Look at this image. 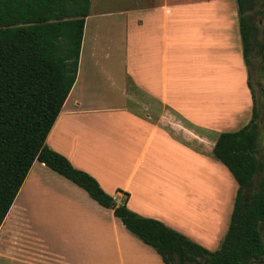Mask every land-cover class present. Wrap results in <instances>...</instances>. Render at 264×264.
I'll use <instances>...</instances> for the list:
<instances>
[{"label": "crops", "instance_id": "1", "mask_svg": "<svg viewBox=\"0 0 264 264\" xmlns=\"http://www.w3.org/2000/svg\"><path fill=\"white\" fill-rule=\"evenodd\" d=\"M91 0L75 83L45 144L138 216L209 251L237 184L212 155L252 117L234 0ZM96 10L92 12V5ZM0 264H164L35 161L0 224Z\"/></svg>", "mask_w": 264, "mask_h": 264}, {"label": "trees", "instance_id": "2", "mask_svg": "<svg viewBox=\"0 0 264 264\" xmlns=\"http://www.w3.org/2000/svg\"><path fill=\"white\" fill-rule=\"evenodd\" d=\"M234 1L245 64L256 46L264 64V43L258 42L252 20L256 14L264 16V0ZM90 4L91 0H0V224L37 161L112 210L127 232L151 247L164 264H253L263 259L264 175L255 188L262 166L256 158L259 114L252 90L250 122L220 134L212 149L237 184L228 228L215 251L131 212L127 194L116 204L93 177L45 144L76 80Z\"/></svg>", "mask_w": 264, "mask_h": 264}, {"label": "rangeland", "instance_id": "3", "mask_svg": "<svg viewBox=\"0 0 264 264\" xmlns=\"http://www.w3.org/2000/svg\"><path fill=\"white\" fill-rule=\"evenodd\" d=\"M95 1V0H94ZM96 4L93 2L92 12L96 10ZM112 6L110 1L105 0L102 2L100 9L107 10L111 9ZM261 7L259 6L260 10ZM258 29V42L260 44L264 43L263 33H264V16L260 14L254 15L252 19ZM261 51L258 46H256L253 51L249 54L248 60L249 64L247 65L248 74H249V84L251 86L252 94L255 99V106L259 114L257 120L258 123V139H257V152L256 158L260 162L262 169L255 177V188H257L261 177L264 175V68L263 60L261 56ZM253 264H264V257L258 262Z\"/></svg>", "mask_w": 264, "mask_h": 264}]
</instances>
